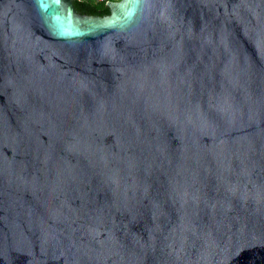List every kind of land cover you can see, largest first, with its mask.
Here are the masks:
<instances>
[{
  "label": "water",
  "instance_id": "95a60500",
  "mask_svg": "<svg viewBox=\"0 0 264 264\" xmlns=\"http://www.w3.org/2000/svg\"><path fill=\"white\" fill-rule=\"evenodd\" d=\"M0 0V264H264V0Z\"/></svg>",
  "mask_w": 264,
  "mask_h": 264
},
{
  "label": "trees",
  "instance_id": "16d2710c",
  "mask_svg": "<svg viewBox=\"0 0 264 264\" xmlns=\"http://www.w3.org/2000/svg\"><path fill=\"white\" fill-rule=\"evenodd\" d=\"M106 1H118V0H106ZM74 8L77 12L92 16H105L108 15L109 9L106 6V2L94 3L92 1H73Z\"/></svg>",
  "mask_w": 264,
  "mask_h": 264
},
{
  "label": "built area",
  "instance_id": "2783aa9c",
  "mask_svg": "<svg viewBox=\"0 0 264 264\" xmlns=\"http://www.w3.org/2000/svg\"><path fill=\"white\" fill-rule=\"evenodd\" d=\"M77 1H92V2H94V3H102V2H108V1H106V0H77Z\"/></svg>",
  "mask_w": 264,
  "mask_h": 264
},
{
  "label": "rangeland",
  "instance_id": "374dc122",
  "mask_svg": "<svg viewBox=\"0 0 264 264\" xmlns=\"http://www.w3.org/2000/svg\"><path fill=\"white\" fill-rule=\"evenodd\" d=\"M119 1V0H118Z\"/></svg>",
  "mask_w": 264,
  "mask_h": 264
}]
</instances>
